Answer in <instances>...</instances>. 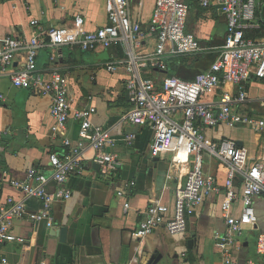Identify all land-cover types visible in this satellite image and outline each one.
<instances>
[{
	"label": "crops",
	"instance_id": "0c3cea01",
	"mask_svg": "<svg viewBox=\"0 0 264 264\" xmlns=\"http://www.w3.org/2000/svg\"><path fill=\"white\" fill-rule=\"evenodd\" d=\"M107 0H0V40L10 35L37 34L49 40L47 31L55 27L65 40L57 47L45 46L38 54L39 70L44 74L58 70L70 82L72 111L94 106L93 122L103 126L113 140L108 151L122 160L117 171H103L94 161L95 150L87 147L84 152V170L70 176L67 185L72 191L69 199L53 204L54 225L37 222L28 216L16 218L10 230L22 241L0 243V264H123L135 256L141 264H249L258 261L257 235L264 232V193L255 200L259 216L258 226L245 232L253 233V240L237 238L232 247L231 263L215 246V236L227 229L221 204L224 200L226 169L215 158L206 155L204 170L221 186V192H211L187 213V230L171 234L161 226L150 235L140 238L136 231L150 204L161 200L173 208L175 192L184 182L185 171L172 163V152L155 155L151 145L155 132L148 123L132 125L126 118L131 102L126 90L128 73L124 66L117 71L107 69V63L125 58L120 47L111 50L100 48L85 52L69 44L75 36L74 20L82 15L86 30H95L108 22ZM155 0H131L134 19L149 23ZM193 5L191 6V10ZM259 16L264 20V0H259ZM188 31L204 46H221L227 32L226 20L215 7L203 8L196 4L188 21ZM38 25L33 26L32 22ZM262 35V30L260 31ZM155 38L148 37L142 50L152 51ZM214 52H203L175 58L170 61L168 72H153L161 80L166 73L192 79L199 71L206 70L213 61ZM25 53L20 52L13 70L24 66ZM152 74V75H153ZM248 101L244 110L264 119V81L254 76L248 82ZM218 90L203 100H218ZM52 98L33 89L13 85L10 76L0 74V204L23 194L10 183L22 179L29 168L35 167L51 173L49 155L61 152L63 138L74 143L79 140V122L72 115L66 131L55 132V119L51 112ZM213 139L229 137L238 141L248 153L250 161L264 159V130L255 131L247 126L230 128L220 125L204 128ZM135 133L128 141L126 136ZM183 175V177L181 176ZM134 183V184H132ZM49 191L56 184L47 185ZM123 191V195H118ZM125 203H129L126 207ZM28 212L42 208L39 198L25 199ZM239 208V203L236 208ZM68 227L65 239L50 234L51 229ZM64 240V241H63ZM154 257L153 263L151 258Z\"/></svg>",
	"mask_w": 264,
	"mask_h": 264
},
{
	"label": "built area",
	"instance_id": "2783aa9c",
	"mask_svg": "<svg viewBox=\"0 0 264 264\" xmlns=\"http://www.w3.org/2000/svg\"><path fill=\"white\" fill-rule=\"evenodd\" d=\"M194 2L203 8L215 7L225 18L227 32L221 46L201 45L188 31L191 4L187 0H155L147 24L134 19L131 0H107V24L86 30L84 17L77 15L74 20L76 33L68 42L85 52L100 48L123 49L125 58L110 61L107 69L115 72L119 66H124L128 73L126 90L131 109L125 118L132 125L150 124L155 132L151 145L153 154L172 152L173 165L180 171L187 168L184 182L176 188L173 208L161 200L154 201L140 222L136 235L144 238L161 226L171 234L186 232L187 213L196 208L206 194L221 192L218 182L204 170V158L209 155L226 169L221 207L227 229L215 236V246L226 262L231 263L232 247L237 238L259 222L255 200L264 193V159L250 161L247 151L238 141L229 137L213 139L204 128L227 125L230 128L247 126L255 131L264 130V119L244 110L249 80L254 76L264 81V30L262 35L249 34L260 32L263 20L258 13L259 0ZM32 24L37 26L38 22L33 21ZM47 37L49 40L46 41L37 34L10 35L0 40V74L10 76L16 87L50 95L55 119L53 131H66L73 115L80 124V137L74 143L65 136V148L61 152L50 153V174L32 167L24 178L10 181L23 197L10 196L0 204V243L23 240L10 230L16 218L28 216L37 222L46 221L49 227L54 225L53 204L71 197L72 191L67 183L70 176L84 170L87 147L95 150L94 161L103 171H117L123 164L118 154L108 151V146L114 144L108 131L93 122L96 108L91 106L72 111L68 76L58 70L47 74L39 70L37 58L40 49L66 42L55 27L47 31ZM148 37L155 38L152 51L142 50ZM22 51L25 53L24 66L15 71L12 69L15 58ZM203 52H214L213 61L192 79L166 73L158 80L153 74L156 71L168 72L170 61L175 58ZM218 90L221 92L217 101L203 100ZM135 137L136 134L132 133L126 139L131 141ZM50 182L56 184L54 191L47 189ZM118 195H123V191ZM28 197L39 198L42 208L28 212L25 204ZM237 203L239 208L235 209ZM125 206L128 207L129 203ZM256 253L260 259L249 264H264V232L257 235ZM123 264L141 262L135 256Z\"/></svg>",
	"mask_w": 264,
	"mask_h": 264
},
{
	"label": "water",
	"instance_id": "95a60500",
	"mask_svg": "<svg viewBox=\"0 0 264 264\" xmlns=\"http://www.w3.org/2000/svg\"><path fill=\"white\" fill-rule=\"evenodd\" d=\"M256 226H258V224ZM67 230H68V227H62V228H60V230H57V229L54 228V229L50 230V234H52V235H61L62 239H65V235H66ZM154 257L155 256H153L151 258V262L152 263L154 261Z\"/></svg>",
	"mask_w": 264,
	"mask_h": 264
},
{
	"label": "rangeland",
	"instance_id": "374dc122",
	"mask_svg": "<svg viewBox=\"0 0 264 264\" xmlns=\"http://www.w3.org/2000/svg\"><path fill=\"white\" fill-rule=\"evenodd\" d=\"M187 1H190V0H187ZM196 5V3L194 2V4H193V8H194V6ZM192 6V5H191ZM193 8H192V10H193ZM191 10V11H192ZM263 16H264V10H263ZM264 21V20H263ZM188 24L190 25V20L188 21ZM258 232H260V229H257V230H255L253 233H246L245 232V234L243 235V239H249V240H253L252 238L254 237V235L256 234H258Z\"/></svg>",
	"mask_w": 264,
	"mask_h": 264
},
{
	"label": "trees",
	"instance_id": "16d2710c",
	"mask_svg": "<svg viewBox=\"0 0 264 264\" xmlns=\"http://www.w3.org/2000/svg\"><path fill=\"white\" fill-rule=\"evenodd\" d=\"M188 2H190L191 5L194 4V0H190ZM258 13H260V10L258 11ZM263 30H264V21H262V32H263ZM249 34L256 36V34H261V32H259V31H257V32H250Z\"/></svg>",
	"mask_w": 264,
	"mask_h": 264
}]
</instances>
